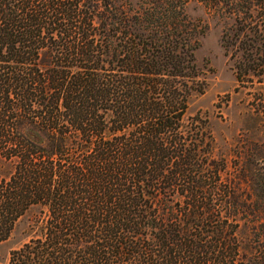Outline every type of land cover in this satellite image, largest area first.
Segmentation results:
<instances>
[{
	"label": "trees",
	"instance_id": "1",
	"mask_svg": "<svg viewBox=\"0 0 264 264\" xmlns=\"http://www.w3.org/2000/svg\"><path fill=\"white\" fill-rule=\"evenodd\" d=\"M187 2L0 0V243L38 208L8 264H264L241 235L264 211L241 215L250 200L188 113L207 82ZM259 4L235 11L239 81L264 74Z\"/></svg>",
	"mask_w": 264,
	"mask_h": 264
},
{
	"label": "rangeland",
	"instance_id": "2",
	"mask_svg": "<svg viewBox=\"0 0 264 264\" xmlns=\"http://www.w3.org/2000/svg\"><path fill=\"white\" fill-rule=\"evenodd\" d=\"M205 1L188 0L185 7L191 19L206 25L195 57L204 71L207 88L203 93L194 92L190 96L188 113H201L206 117L214 137L216 158L225 160L228 174L237 176L241 183L240 198L250 200L248 208H240L241 215L263 213L264 202L259 196L264 188V74H251L238 80L236 63L241 51L237 43L241 27L235 11L248 19L246 11L250 3H261L254 16L263 21L264 1L233 0L234 6L216 10ZM9 169L7 164L0 165L3 175ZM250 175L252 187L245 178L250 179ZM37 214L38 208H31L17 221L9 239L0 243V264H8L10 252L32 237L31 226ZM247 220L242 221L245 224L241 232L243 242L256 248L264 245V234L255 231V228L261 230L264 221L256 225L253 217Z\"/></svg>",
	"mask_w": 264,
	"mask_h": 264
}]
</instances>
